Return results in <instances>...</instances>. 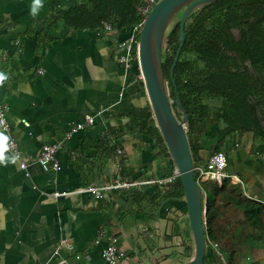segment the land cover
<instances>
[{"label": "crops", "instance_id": "obj_1", "mask_svg": "<svg viewBox=\"0 0 264 264\" xmlns=\"http://www.w3.org/2000/svg\"><path fill=\"white\" fill-rule=\"evenodd\" d=\"M78 1L41 0L33 15L34 0H0V73L7 77L0 105L9 126L0 132L16 144L7 142L5 156L17 157L0 164V264H107L102 250L112 238L121 253L116 264L186 259L193 251L188 215L184 200L166 195L170 185L144 183L99 196L85 190L115 178L167 176L173 163L151 137L113 133L147 101L135 60L129 69L120 60L130 32L50 23L56 9ZM212 105L202 163L217 144L219 101ZM85 115L94 124L66 136ZM102 139L111 140V151L99 146ZM53 142L59 143V168L45 170L36 155ZM223 150L225 178L264 204V140L245 133L228 139ZM258 238L243 239L241 264H264V234ZM63 239L72 247L61 244ZM205 256L204 264H224L211 244Z\"/></svg>", "mask_w": 264, "mask_h": 264}, {"label": "trees", "instance_id": "obj_2", "mask_svg": "<svg viewBox=\"0 0 264 264\" xmlns=\"http://www.w3.org/2000/svg\"><path fill=\"white\" fill-rule=\"evenodd\" d=\"M240 1L217 0L202 5L194 9L186 21L185 40L181 56L173 70V79L181 104L188 114L187 138L194 166L206 163L201 162L199 153L204 148L202 140L209 128L214 101H219L216 109L219 123L216 131L217 144L213 152L223 150L228 139L233 141L245 133H253L256 138L264 140V126L258 120L255 107L246 97V93L253 96L264 121V83H249L247 80L251 76L244 75L239 70L224 69L229 60L222 48L241 51L239 54L257 51L264 59V6L258 14L253 11L254 6L260 7L259 4L264 0H244L247 2V16L256 14L257 18L251 23L246 21L240 39L235 41L229 28L233 25L232 20L236 16L240 17ZM147 4L146 0H79L72 6L56 9L52 15L54 21L50 23L63 21L74 29L103 32V22H106L113 29L130 31L135 24L142 22V8ZM179 16L180 12L166 31L162 51V69L168 82L171 106L177 116H180V112L175 105L170 66L179 43ZM136 36L137 31L134 37ZM188 54L196 57H188ZM134 71L138 73L137 65ZM262 72L264 73V68ZM112 131L121 135L132 131L145 134L154 140L160 155L170 157L148 101L143 106L133 108L125 126ZM109 142L111 140L102 139L99 146L102 149L107 146L106 151H111L112 147L107 144ZM172 166L174 167V163ZM203 184L207 193L205 219L208 240L216 243L224 264H241V254L247 248L242 243L243 239L249 235H253L256 240L263 237L264 204L243 195L240 185L226 178L220 183L205 180ZM169 185L166 195L183 200L180 181ZM140 193L142 194L141 191Z\"/></svg>", "mask_w": 264, "mask_h": 264}, {"label": "water", "instance_id": "obj_3", "mask_svg": "<svg viewBox=\"0 0 264 264\" xmlns=\"http://www.w3.org/2000/svg\"><path fill=\"white\" fill-rule=\"evenodd\" d=\"M215 1L217 0H156L145 14L137 33V72L139 71L142 77L143 91L151 106L152 116L179 173L194 245L192 254L188 258L164 264H204L208 240L205 219L206 191L201 187L203 184L198 183L194 178L193 161L187 138L188 114L181 104L172 77L184 44L185 25L189 14L194 9ZM179 12L180 37L170 66L171 82L175 89V105L180 112V116H177L171 106L168 82L162 69V51L169 24ZM247 100L255 107L258 120L264 126L257 102L252 97H248Z\"/></svg>", "mask_w": 264, "mask_h": 264}, {"label": "built area", "instance_id": "obj_4", "mask_svg": "<svg viewBox=\"0 0 264 264\" xmlns=\"http://www.w3.org/2000/svg\"><path fill=\"white\" fill-rule=\"evenodd\" d=\"M156 0H146L148 3L147 6L142 8V12L145 14L151 8V5L154 4ZM139 24H135L132 28V33L130 36L122 41L121 46L124 48V52L120 56L121 62H123L124 67L129 69L133 59L136 61V45H137V36L134 37L136 31L138 33ZM103 26L106 29L110 28V25L106 22H103ZM132 59V60H131ZM137 76L139 80H142L140 72L138 71ZM94 124V117L92 115H85L83 121L77 122L75 126L72 127V130L67 132L66 136H69L72 132L84 129L85 126H90ZM0 128L4 131H8V123L5 118V107L0 105ZM8 145L11 148H15L16 144L11 138L8 140ZM59 148L58 142L46 143L41 146V149L36 155V161L42 166L43 169H58L59 165L55 158V153ZM227 165V155L224 150L212 152L204 165H193L194 172L196 174L197 182L203 183L205 180H215L221 182L223 178L226 177L225 167ZM21 167H25V163H20ZM178 178V171L176 168L173 169L171 174L168 176H162L157 178L149 179H137L134 181L122 180L115 178L112 181L102 184V185H92L87 187L85 190L89 191L97 196L100 195L101 191L105 190H116V189H127L131 187H139L144 183H153L161 186H167ZM66 194V192H55L54 195ZM114 238L111 239L109 243L102 251L103 257L105 258L108 264H116L118 257L121 253L116 249L114 244ZM61 244L65 245L68 248H71L72 245L66 239L61 240ZM215 245V244H214Z\"/></svg>", "mask_w": 264, "mask_h": 264}, {"label": "flooded vegetation", "instance_id": "obj_5", "mask_svg": "<svg viewBox=\"0 0 264 264\" xmlns=\"http://www.w3.org/2000/svg\"><path fill=\"white\" fill-rule=\"evenodd\" d=\"M240 4V17L237 18L235 17L234 20H232L233 25L229 28L231 35L234 37L235 41H238L241 37V31L246 27V21H249L250 23L257 18L255 15L260 13L262 11V6H264V2L259 4L260 7L254 6V13L255 15H252L250 17L247 16V2L244 0H241L239 2ZM259 19L261 18L260 16L258 17ZM182 51V49H181ZM222 52L224 53L225 57L228 58L229 64L226 66L224 65V69L227 71H235L239 70L240 72H243L244 75H249L251 76L250 79L247 81L249 83L253 84H260L264 83V73L263 68H264V59L261 57L262 54L257 53V51H253L248 53V51L243 52L242 54H239L240 52L236 51L235 49L231 48H222ZM181 56V53L179 57ZM188 57L195 58V55H187ZM178 57V58H179ZM259 59H258V58ZM254 59L256 61H254ZM258 59V60H257ZM202 63L200 62V66ZM171 78V77H170ZM173 78V77H172ZM174 80V79H173ZM186 81V79H184ZM246 97H253L250 94L246 93Z\"/></svg>", "mask_w": 264, "mask_h": 264}, {"label": "clouds", "instance_id": "obj_6", "mask_svg": "<svg viewBox=\"0 0 264 264\" xmlns=\"http://www.w3.org/2000/svg\"><path fill=\"white\" fill-rule=\"evenodd\" d=\"M41 5V0H34L33 6L31 9V12L33 15L37 13L38 6ZM7 79L5 74L0 73V85L3 84V82ZM9 137L4 134V132H0V164H5L7 162H12L15 163L17 157L11 156V157H6L5 153L7 151V142H8ZM203 184V183H202ZM204 187V184H203ZM205 189V188H204Z\"/></svg>", "mask_w": 264, "mask_h": 264}, {"label": "rangeland", "instance_id": "obj_7", "mask_svg": "<svg viewBox=\"0 0 264 264\" xmlns=\"http://www.w3.org/2000/svg\"><path fill=\"white\" fill-rule=\"evenodd\" d=\"M175 20H176V18H173V19H172V22L175 21ZM172 22H171V23H172ZM171 23H170L169 25H171ZM129 32H130V33H129V36H130V34L132 33V29H131ZM129 36H128V37H129ZM128 37H127V38H128ZM127 38H126V39H127ZM142 86H143V84H142ZM142 91H143V90H142ZM144 95H145V94H144ZM170 159H171V158H170ZM171 160H172V159H171ZM172 162H173V160H172ZM173 163H174V162H173ZM173 168H176L175 165H174ZM176 169H177V168H176ZM193 171H194V169H193ZM170 174H171V173H170ZM168 175H169V174H168ZM168 175H167V176H168ZM163 177H164V176H163ZM149 178H151V177H148V178H145V179H149ZM194 178H195V180L197 181L195 172H194ZM178 180H179V173H178V178H177L176 181H174V182H177ZM199 183H200V182H199ZM146 184H153V183H146ZM200 184H201V183H200ZM160 186H161V185H160ZM201 187H202V189H203V185H201ZM206 197H207V195H206ZM246 263H247V261H243L242 264H246Z\"/></svg>", "mask_w": 264, "mask_h": 264}, {"label": "bare ground", "instance_id": "obj_8", "mask_svg": "<svg viewBox=\"0 0 264 264\" xmlns=\"http://www.w3.org/2000/svg\"><path fill=\"white\" fill-rule=\"evenodd\" d=\"M57 196V195H56ZM113 244H114V246L116 247V245H115V243L114 242H112ZM207 243H209V244H211L213 247H215V248H217L218 249V247H217V245H216V243H212V242H209L208 240H207ZM215 244V245H214ZM207 244H206V251H207ZM105 248V247H104ZM103 248V249H104ZM193 248H194V245H193ZM116 249H117V247H116ZM103 251V250H102ZM218 253H220L219 252V250H218ZM206 254V253H205ZM102 256H103V253H102ZM205 257V256H204ZM103 259H104V261L106 262V260H105V258L103 257ZM118 259H119V257H118ZM117 262H118V260H117ZM107 263V262H106ZM108 264V263H107Z\"/></svg>", "mask_w": 264, "mask_h": 264}]
</instances>
